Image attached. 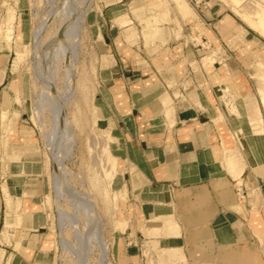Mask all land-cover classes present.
<instances>
[{
    "label": "rangeland",
    "instance_id": "1",
    "mask_svg": "<svg viewBox=\"0 0 264 264\" xmlns=\"http://www.w3.org/2000/svg\"><path fill=\"white\" fill-rule=\"evenodd\" d=\"M121 17L120 31L131 32L133 44L185 33L200 45V65L224 83L218 121L234 131L231 155L247 151L257 162L241 198L264 203V0H0V49L13 51L0 103V162L7 166L0 239L11 248L0 246V264H26L17 257L22 233L6 231L24 221L9 214L19 188L40 203V233L52 244L46 264H114L127 199L117 173L119 95L110 98L106 88L114 75L104 72L113 60L103 31ZM12 166L25 184L10 179Z\"/></svg>",
    "mask_w": 264,
    "mask_h": 264
},
{
    "label": "crops",
    "instance_id": "2",
    "mask_svg": "<svg viewBox=\"0 0 264 264\" xmlns=\"http://www.w3.org/2000/svg\"><path fill=\"white\" fill-rule=\"evenodd\" d=\"M125 20L116 18L103 31L107 57L113 60L104 72L114 75L106 88L110 98L119 95L114 100L121 137L117 173L127 199L124 215L120 209V223L127 225L113 237L112 262L264 264V203L254 207L240 190L254 177L250 171L257 162L247 151L231 155L238 143L231 127L218 121L224 86L219 73L200 65L203 49L185 33L133 44L136 37L120 31ZM12 57V49H0V103ZM231 163L241 170L238 177L230 175ZM6 167L0 162V187ZM10 169L12 181L26 183L19 180L20 169ZM19 190L14 198L20 203L9 214L18 213L24 221L1 231L22 233V251L14 256L22 263L46 264L52 244L40 233L46 229L40 203ZM2 199L0 189V217ZM4 242L1 238L0 246L11 248Z\"/></svg>",
    "mask_w": 264,
    "mask_h": 264
},
{
    "label": "bare ground",
    "instance_id": "3",
    "mask_svg": "<svg viewBox=\"0 0 264 264\" xmlns=\"http://www.w3.org/2000/svg\"><path fill=\"white\" fill-rule=\"evenodd\" d=\"M226 169V167L224 168V170ZM227 169L230 173V175L232 174L234 177H238L241 173V170L239 171H236L234 168H233V165H228L227 166Z\"/></svg>",
    "mask_w": 264,
    "mask_h": 264
}]
</instances>
